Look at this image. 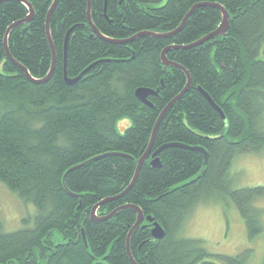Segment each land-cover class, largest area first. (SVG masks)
Masks as SVG:
<instances>
[{
  "label": "trees",
  "instance_id": "obj_1",
  "mask_svg": "<svg viewBox=\"0 0 264 264\" xmlns=\"http://www.w3.org/2000/svg\"><path fill=\"white\" fill-rule=\"evenodd\" d=\"M24 1L34 16L10 31L8 48L33 78L43 79L53 63L46 22L55 0ZM162 1L91 0L102 38L89 25L88 0H58L50 20L56 63L44 83L30 81L5 50L8 28L29 16L28 7L18 0L0 3V183L37 210L30 227L8 232L0 221V264H134L127 238L138 213L127 207L108 220H92V209L106 198L114 199L101 205L98 217L132 205L166 232L156 240L144 220L132 233L137 264H217L208 260L212 254L202 239L182 235L190 213L216 198L232 201L251 239L264 232L257 204L264 187L237 189L230 173L238 155L264 151V0ZM199 4L180 31L155 36L177 30ZM203 4L223 6L230 26L201 45L166 53L191 77L182 94L186 73L167 67L161 54L219 27L221 10ZM92 65L76 83L66 82L65 70L73 79ZM140 88L158 91L148 96L152 106L139 100ZM179 95L161 119L134 186L120 196L158 119ZM126 119L131 125L121 133L119 122ZM171 143L180 145L164 149L161 168H153L152 154ZM182 145L205 149L208 160ZM249 253L218 259L245 264Z\"/></svg>",
  "mask_w": 264,
  "mask_h": 264
},
{
  "label": "rangeland",
  "instance_id": "obj_2",
  "mask_svg": "<svg viewBox=\"0 0 264 264\" xmlns=\"http://www.w3.org/2000/svg\"><path fill=\"white\" fill-rule=\"evenodd\" d=\"M166 1L163 0L159 5ZM130 125V119L119 122V132L124 133ZM230 173L237 189L264 187V151L238 155ZM257 204L264 210V196ZM36 215L37 210L31 203L22 201L0 183V221L5 231L32 226ZM182 235L202 239L212 254L208 260L217 264H222L218 259L220 255L237 256L244 252H250L245 264H262L264 260V232L251 239L243 218L228 198H216L215 201L197 206L188 216ZM57 238L55 236L54 240Z\"/></svg>",
  "mask_w": 264,
  "mask_h": 264
},
{
  "label": "water",
  "instance_id": "obj_3",
  "mask_svg": "<svg viewBox=\"0 0 264 264\" xmlns=\"http://www.w3.org/2000/svg\"><path fill=\"white\" fill-rule=\"evenodd\" d=\"M4 1V0H0V3ZM22 3H24L29 11H30V14L29 16L26 18V19H23L21 21H18L14 24H12L8 30H7V33H6V36H5V40H4V45H5V50H6V54H7V57L8 59L13 62L20 70H22L25 75L27 76V78L34 82V83H44L46 81H48L50 79V77L52 76L53 74V71H54V68H55V63H56V56H55V50H54V45H53V41H52V37H51V31H50V20H51V16H52V13L56 7V4L58 2V0H55L51 9L49 10V13L47 15V22H46V31H47V37H48V40L50 42V45H51V48H52V51H53V63H52V66H51V69L48 73V75L43 78V79H35L32 77V75L30 74V72L23 66L21 65L20 63H18L17 61H15L13 59V57L11 56L10 52H9V48H8V37H9V34H10V31L20 25V24H23V23H26V22H29L32 20L33 16H34V10L32 8V6L27 3L26 1L24 0H18ZM88 4H89V8H88V22H89V25L91 26L93 32L95 34H97L98 36L102 37V38H105L103 37V35L100 33V31L95 27L93 21H92V17H91V0H88ZM203 5H207V6H215L217 8H219L222 12V22L221 24L219 25V27L212 33H210L209 35L199 39L198 41L190 44V45H187V46H172V47H167L163 53H162V60L164 62V64L166 66H177L179 68H181L187 75V78H188V83H187V86L185 88V90L182 92V94L184 92H186L189 88H190V85H191V77L189 75V73L181 66L173 63V62H170L167 57H166V53L173 49V48H176V49H184V48H190V47H194V46H198V45H201L203 43H205L206 41H208L209 39L215 37V36H218V35H224L226 34V32L228 31L229 29V26H230V21H229V13L227 12V10H225V8H223L221 5L219 4H203ZM201 6V4L199 5H196L194 6V8L192 9V11L190 13L187 14V16L185 17L183 23L181 24V26L175 30L174 32L172 33H169L167 35H155L157 37H167V36H172L173 34L177 33L178 31H180L182 29V27L185 25L187 19L189 18V16L191 15V13L197 8ZM71 31H69L67 37H66V42H65V61H67V45H68V40H69V34H70ZM136 37L138 36H135L133 39H130V40H125V41H112V42H117V43H128L130 42L131 40H134ZM107 39V38H106ZM94 65L90 66L89 68H87L85 71H83L78 77L76 78H69L67 76V72L65 70V80L67 83L69 84H74L76 83L82 76H84ZM199 90L203 93V95L206 97V99L211 103V105H213V107L224 117V114L221 110V108L212 100V98L210 97V95L208 93H206L204 90H202L201 88H199ZM181 94V95H182ZM136 95L137 97L139 98V100H141L143 103L147 104V105H150L152 106L151 103H149L148 101V96L150 95H158V91H154V90H150V89H145V88H140L136 91ZM179 95L177 98H175L163 111L162 115L160 116V118L158 119V122L155 126V129L153 131V135H152V139H151V143H150V146H149V149L147 150V152L139 159L138 161V165H137V168H136V172H135V175H134V178L131 182V184L129 185V187L120 195V196H123L125 195L135 184L138 176H139V173L141 171V168H142V165L143 163L146 161V159L150 156V153H151V147H152V144H153V141L155 139V135H156V132L158 130V126L161 122V119L164 115V113L170 108V106L181 96ZM180 144H174V143H171V144H165L163 146H161L157 151H155L153 154H152V161H151V165L153 166V168H161V162H160V158H159V154L166 148H169V147H173V146H179ZM183 147H186V148H189V149H193V150H200L204 156H205V162L208 160V153L205 149L203 148H200V147H189V146H184L182 145ZM107 155V154H106ZM104 155V156H106ZM102 157V156H101ZM97 158H100V157H97ZM96 158V159H97ZM114 198H106L104 199L103 201H101L100 203H98L97 205H95V207L92 209V212H91V218L92 220L94 221H104V220H108L110 218H112L119 210L123 209V208H127V207H131L133 209H135L138 213V219L135 223V225L133 226V228L131 229L129 235H128V238H127V247H128V254H129V257L131 259V261L134 263V264H137L134 259H133V256L131 255V252H130V240H131V235L132 233L144 222V220H147L149 223L152 224V229H151V234H152V237L155 238L156 240H162L164 237H165V230L164 228L158 223V222H154L153 218L151 216H148V217H145L142 210L139 209L138 207L136 206H132V205H125V206H122L118 209H116L114 212L110 213L109 215H106L104 217H98L97 215V211L98 209L101 207L102 204L106 203V202H109L111 200H113ZM86 245H87V242H86Z\"/></svg>",
  "mask_w": 264,
  "mask_h": 264
},
{
  "label": "bare ground",
  "instance_id": "obj_4",
  "mask_svg": "<svg viewBox=\"0 0 264 264\" xmlns=\"http://www.w3.org/2000/svg\"><path fill=\"white\" fill-rule=\"evenodd\" d=\"M222 7H223V6H222ZM168 33H169V32H168ZM161 55H162V54H161ZM167 67H168V66H167ZM151 96H152V95H151ZM154 96H155V95H154ZM177 102H178V101H177ZM177 102H176V103H177ZM169 103H170V102H169Z\"/></svg>",
  "mask_w": 264,
  "mask_h": 264
}]
</instances>
